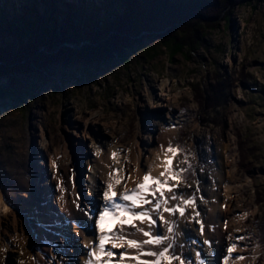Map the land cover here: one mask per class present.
<instances>
[{"label":"rangeland","instance_id":"374dc122","mask_svg":"<svg viewBox=\"0 0 264 264\" xmlns=\"http://www.w3.org/2000/svg\"><path fill=\"white\" fill-rule=\"evenodd\" d=\"M105 1L39 0L32 4L28 0H0V29L6 22L14 24L22 18L27 23L52 26L54 20L61 25L69 10L100 8ZM224 4L210 8L213 10L206 7L202 13L212 16L223 11ZM113 10L119 15L124 12L117 5ZM201 26L212 29H201L199 43L193 30ZM184 30L182 41L189 47L173 57L163 47L166 38L142 33L129 37L123 59L94 68L77 63L87 58L83 49L92 43L76 42L75 48L85 51L81 56L48 64L45 71L20 65L24 73L13 75L14 79L0 75V195L2 202L4 197L14 200V204L5 205L10 216L0 204V256L5 260L21 250L28 264H81L89 251L85 245L91 242L84 233L92 231L89 217L95 210V167L89 160H96L100 155L97 149L102 153L116 137L115 169H122L123 152L135 141L134 156L141 160L151 145L152 127L153 133L159 128L174 130L166 141L180 145L189 155L194 174L187 173V183L181 184L201 185L192 193L199 213L207 201L205 189L218 183L221 151L227 147L226 171L233 177L225 183L233 189L227 196L224 211L228 214L223 219L230 224L223 232H229L234 217L239 221L237 232L231 234L233 240L219 241L224 250L221 255L235 243L232 257H245V264H264V0H233L215 19L193 18L169 37ZM10 32L0 33V46L11 43ZM102 53L108 57L106 50ZM28 69L33 72L27 74ZM168 104L172 110L164 108ZM100 128L104 134L98 133ZM92 134L99 136V145L90 138ZM76 150L84 151V156ZM68 152L77 163V201L71 204L82 214L85 227L76 225L59 206L57 194L63 193V180L55 176L53 157L58 153L57 163L63 169L62 165H70L61 161ZM61 169L70 185V171ZM115 174L124 176L123 171ZM50 179L53 190L46 191ZM28 181L35 193L43 190L47 207L40 204V198L33 201L34 192L15 188ZM67 198L72 201L70 193ZM174 220L178 225V214ZM117 223L112 219L106 226L102 221L99 227L111 230ZM175 241L172 251L179 255L185 244L177 236ZM113 251L118 257L123 249Z\"/></svg>","mask_w":264,"mask_h":264},{"label":"trees","instance_id":"16d2710c","mask_svg":"<svg viewBox=\"0 0 264 264\" xmlns=\"http://www.w3.org/2000/svg\"><path fill=\"white\" fill-rule=\"evenodd\" d=\"M28 1L36 4L39 0ZM232 1L106 0L100 8L83 6L78 10H69L64 23L61 25L54 20L52 26L40 25L36 22L27 23L23 18L20 21H15L14 24L6 22L3 25L4 29L1 28L0 30H2L1 32L5 30V34L8 30L9 32L12 31L10 33L13 34V39L11 43L0 46V75L12 78L13 75L24 73L19 69L25 65H28L27 68L32 65L41 71H45L50 67H47L48 64H62L65 60L81 56L85 51L81 50L82 47L76 49L75 47L78 46L76 42L92 43L91 46L86 47L88 49H83L88 52L87 58L77 60V63L84 64L88 69L94 68L115 58L123 59L129 48L126 45L130 40L129 37H137L142 33H154L155 36L151 37L158 39L166 38L163 47L170 51V56L173 57L187 51L189 44L186 40L185 42L182 41L185 30L172 37H169L170 33L193 18L200 17L204 21L215 19L224 13ZM222 3H225V9L221 11L222 13L218 12L212 16L202 13L206 7L217 9ZM115 5L124 8L123 14L119 15L112 12ZM100 11L107 12L106 17H102ZM111 15L114 16L112 20L110 19ZM3 26L1 25V27ZM201 29L212 28L201 26L193 30L199 39V43L203 38ZM164 31L166 32L161 35ZM198 42L196 41V43ZM64 44L72 45L73 48L64 47ZM103 50L108 52V57L103 56ZM98 56L101 59H98ZM31 72L33 69H28L26 73Z\"/></svg>","mask_w":264,"mask_h":264},{"label":"snow or ice","instance_id":"6c2138e0","mask_svg":"<svg viewBox=\"0 0 264 264\" xmlns=\"http://www.w3.org/2000/svg\"><path fill=\"white\" fill-rule=\"evenodd\" d=\"M182 153L184 154L183 158L174 165V159ZM99 154L100 149L98 148L97 155ZM116 155V152L112 153L114 162H118L115 161ZM153 169L162 170L158 175H153ZM120 171L122 169H111L107 173L102 192L103 207L93 222V227L97 229L98 235L94 242L85 245L89 249L85 264H174V262L175 264H185L181 256L172 251L176 242L177 223L175 220L168 219L165 213L169 216L178 214L179 217L184 218L186 210L192 208L194 210L192 219L200 225V233L203 234L204 224L198 219L200 213L195 211V195L184 196L178 195L176 192L181 183H187L186 174L189 172L194 174L193 164L186 150L180 145L174 146L171 142L167 148L162 145L160 152L155 155L152 167L144 172L142 179H135V187L129 188L127 183H124L122 190L116 191L122 180L132 179L130 175L125 177L115 174ZM188 186L190 187V185ZM61 191L63 192L64 189ZM196 191H199V187ZM113 192L116 194L113 195ZM60 200H64L63 195L60 196ZM170 201L176 203L170 204ZM79 207L80 205L77 204V208ZM154 216L163 223L166 234L160 235L154 232L157 225ZM106 217L118 221L111 230L99 227ZM129 229L133 231H129ZM137 234L143 239L136 238ZM228 239L232 240V237L229 236ZM237 239L243 240L244 237ZM204 244H209V241L205 239ZM236 247L235 243L227 246L223 264H228L229 260L233 258L232 254ZM154 248L156 250H153ZM119 249H123V251L119 253L117 259L116 252L113 250ZM144 257L149 259H144ZM196 257L199 259V252L196 253ZM235 259L243 260L245 257L238 256ZM20 264H24V262L21 261ZM200 264H203L202 260Z\"/></svg>","mask_w":264,"mask_h":264},{"label":"bare ground","instance_id":"6f19581e","mask_svg":"<svg viewBox=\"0 0 264 264\" xmlns=\"http://www.w3.org/2000/svg\"><path fill=\"white\" fill-rule=\"evenodd\" d=\"M151 93V92H150ZM142 104L145 105L147 104L146 97L143 95L142 96ZM174 101V100H173ZM177 101V100H176ZM167 104V103H166ZM172 104H168L167 106L165 105L164 108L168 110H172ZM163 108V109H164ZM172 108V109H171ZM181 111V107L178 106L177 112ZM183 113V112H182ZM151 128V145L147 147L146 149V154L144 157L139 160L138 156H134V148L133 146L136 144V141L134 145H132L130 148H127L123 153V161H122V171L125 177L131 176L132 179H127L123 180L122 185H119L116 189V191H121L124 183H127V186L129 188L135 187V179L140 178L142 179L143 174L146 170H148L150 167H152L153 160L155 158V155L157 152H160L161 146L163 145L165 148L168 146V142L166 139L171 135L174 130H165V129H155V133H153V128ZM93 131V129H92ZM98 133L104 134V130L101 128L98 130ZM98 138L90 136L92 141H95V144L99 145V136ZM139 138V137H138ZM118 138H114L111 143L106 145L104 148V151L100 153L99 157L96 160H89L90 164H93L92 166L95 167L94 171V189H93V197L92 201L94 202L95 210L92 211L93 215L91 217V220L89 222L92 223V231L84 233V237L87 241L93 242V239L95 240L97 238L98 232L97 229L93 227V222L97 219L99 215L100 209L98 208L100 204L103 202L102 200V192L103 188L105 187V181L107 179V173L111 169H115L114 167V160L112 157V153L115 152V147L118 146ZM101 145V144H100ZM135 147V146H134ZM77 154L79 156H84V151L76 150ZM227 147L224 146L222 151H221V161L219 164L220 166L217 169L218 173V183L217 185H212L210 188L205 189L206 196H207V201L203 202L201 208H200V215L198 219L203 222L204 224V232L201 235L200 233V225L195 222L194 219H192V216L194 214V210L192 208H188L185 213V217L181 218L179 217L178 220V225L176 228L177 232V238L185 244V248L183 249L182 253L179 254V256L182 257V259L185 261V264H200V261H203V264H220V259L224 255H221L224 250L221 247V244L219 245V241L222 243L227 241L229 242L230 240L228 239L231 234H235L238 229V217H234L231 220V227L229 232L224 233L223 230L225 229V225H229V222H224L223 219L227 218V212H225V207L227 201V196L231 194V190L233 189V186L230 188L228 187L225 183L231 181L233 175L231 176V173L226 171V168L228 167L227 164L225 163V158L227 155ZM58 153L55 154L53 157V168L55 169V176L56 178H62L63 183H62V189H64L63 193L61 195L64 196V200H60V194H57L59 197V206L63 209L64 213L68 214L73 222L78 225V226H86V221L84 220L83 216L81 213L76 211L72 207L71 203H74L73 201L76 200V181H77V172H76V166L77 163H75L76 159H73L71 157V153L68 152L66 156L61 160L62 162H70L69 166H63V169H61V166L57 163V158H58ZM147 156V158H145ZM84 158V157H83ZM179 160L176 158L174 159L173 163L174 165L177 164ZM55 165V166H54ZM61 170L64 172H69L70 171V176L72 178L70 185L68 181L65 179V175L61 173ZM162 169H153V175H158L159 171ZM69 178V177H68ZM53 179H50V185L49 188L46 191H51L53 190ZM69 180V179H68ZM33 182V180H32ZM31 181H28L26 184H20L16 185L15 188H17L20 191H24L27 193H32L34 192V199L37 201V198L39 199L38 201L40 204L45 205L44 207H47V199L43 197V190L40 191L38 194L37 192L33 190V186ZM40 186H43V183H39ZM198 186V185H197ZM195 183L190 184L189 186H185L184 184H181L178 189H176V192L178 195L182 194L184 196H191L193 191H196L197 187ZM201 185H199L200 187ZM239 188V186L237 187ZM45 191V189H44ZM72 196V201H68V194ZM113 195L116 194V192L112 193ZM44 198V199H43ZM70 202V203H69ZM175 201H170V204H175ZM0 204L1 207L5 210L7 209V216L11 215V212L9 213V209L5 205H12L14 204V200H11L9 198L4 197V201L2 202L1 200V195H0ZM103 207V205H102ZM101 207V208H102ZM147 207V206H146ZM45 210V209H44ZM54 210V209H53ZM56 210V209H55ZM225 210V211H224ZM165 216L168 219L174 220V216H169L167 213H165ZM154 219L157 220V225L154 228V232L156 234H166V228L163 225L162 222L159 221V218L154 216ZM112 219L107 218L104 220V223L106 226H109L111 223ZM146 226V225H145ZM220 226L221 231L217 228ZM147 227V226H146ZM160 229V230H159ZM89 230V229H88ZM129 231H133L129 229ZM138 239H141L140 236L137 237ZM207 239L209 241V244H204V240ZM233 240V239H232ZM238 241V240H237ZM153 250H156L155 248ZM200 253L199 259L196 257V253ZM22 251L16 250L13 255L10 257H7L5 260L4 256H0L2 261L0 264H20L21 261L24 262V264H28L27 259L23 258V254L21 256ZM254 257L256 256L253 254ZM119 257V256H118ZM116 256V258L118 259ZM87 255H85L84 260L82 261L81 264H85L87 260ZM144 259H149L147 257H144ZM175 264V262H174ZM223 264V261H222ZM228 264H245L242 260L235 259L233 257V260H229Z\"/></svg>","mask_w":264,"mask_h":264}]
</instances>
